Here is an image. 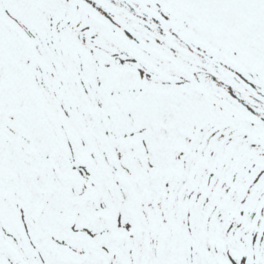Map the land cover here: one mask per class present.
I'll use <instances>...</instances> for the list:
<instances>
[{"label": "snow or ice", "instance_id": "obj_1", "mask_svg": "<svg viewBox=\"0 0 264 264\" xmlns=\"http://www.w3.org/2000/svg\"><path fill=\"white\" fill-rule=\"evenodd\" d=\"M0 264H264V0H0Z\"/></svg>", "mask_w": 264, "mask_h": 264}]
</instances>
